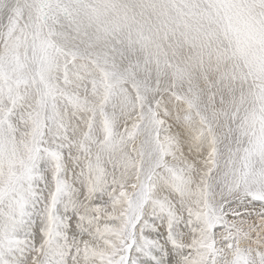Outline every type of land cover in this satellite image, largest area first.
<instances>
[{"label": "snow or ice", "instance_id": "obj_1", "mask_svg": "<svg viewBox=\"0 0 264 264\" xmlns=\"http://www.w3.org/2000/svg\"><path fill=\"white\" fill-rule=\"evenodd\" d=\"M0 264H264V0H0Z\"/></svg>", "mask_w": 264, "mask_h": 264}]
</instances>
